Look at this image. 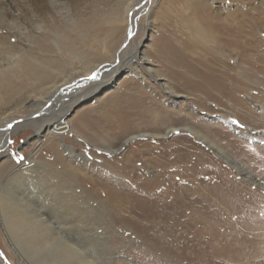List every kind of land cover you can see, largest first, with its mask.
<instances>
[{
    "label": "rangeland",
    "instance_id": "374dc122",
    "mask_svg": "<svg viewBox=\"0 0 264 264\" xmlns=\"http://www.w3.org/2000/svg\"><path fill=\"white\" fill-rule=\"evenodd\" d=\"M208 13L219 24L225 18L238 20L246 15L253 27L247 40L251 46L249 56L237 57L211 37ZM76 55L80 61L74 58ZM34 58L44 68L51 64L46 69L59 78L80 71L83 62L89 61L87 65L92 68L103 62L107 83L99 94L92 95L97 85L90 82L52 107L53 90L47 92V84L42 87L36 77L21 67ZM114 59L116 66L122 60L115 81L109 76L112 66L106 65ZM224 65L234 71L222 73L221 77L218 68ZM216 68L218 72H213ZM84 74L87 73L80 75ZM217 78L221 80L219 86L212 82ZM161 83L176 91V100ZM87 94L89 97L84 98ZM141 102L146 108L139 109V113L136 105ZM69 106L73 109L67 112ZM38 108L44 109V115L37 112L30 120L68 121L71 129L61 137L74 153L57 139L60 157L56 156L50 144L37 137V127L24 125L30 121L25 117ZM10 114L19 118L4 125L10 137L7 146L0 150V165L5 164L0 180L19 168L44 185L53 180L60 185L77 181L75 194L77 199L84 198L85 203L77 213L86 215H81L80 220L90 221L87 225L82 223L85 229H67L63 222L58 223L63 215L58 216V205L56 209L50 208L51 203L45 200L39 206L44 217L55 218L51 229L71 244L81 246L84 255L95 262L264 264V246L259 251L249 245L232 252L223 249L216 261L208 256L217 250L218 243L208 238L211 246L205 252L207 256L201 257L203 252L201 256L193 253L200 245L194 240L198 227H191V217L189 224L183 220L188 211L199 209L210 218L222 213L219 215L223 218L213 216L212 220L237 224L242 229L244 221L264 220V189L243 178L188 129L170 131L193 125L264 178V0H0V124ZM241 122L255 131L244 130ZM146 132L161 137L140 136L124 145L127 138ZM126 159L132 161L125 163L128 168L122 165ZM46 168L49 176L44 178L37 170ZM56 174L62 179L53 176ZM152 179H156L152 185L155 189L152 193L143 192L145 197H153L157 190L158 195L167 187V204L176 196L185 199L178 201L176 207H182L177 210L167 207L166 227L151 226L145 223L147 218L131 216L123 211L121 202L112 201L103 189L107 186L124 195L141 197L145 188L141 181ZM147 204L144 202V206ZM155 207L159 206H153L156 210ZM195 213L199 214L194 212L192 217H196ZM200 219L196 221L199 226L204 222ZM245 231L251 233L252 229ZM6 242L0 229V264H24ZM261 244L264 245V239ZM229 252L233 257L226 261ZM243 253L250 258L240 261ZM255 253L260 255L254 256Z\"/></svg>",
    "mask_w": 264,
    "mask_h": 264
},
{
    "label": "bare ground",
    "instance_id": "6f19581e",
    "mask_svg": "<svg viewBox=\"0 0 264 264\" xmlns=\"http://www.w3.org/2000/svg\"><path fill=\"white\" fill-rule=\"evenodd\" d=\"M209 10H208V12H209ZM210 14L209 13L207 14L210 18L207 16L206 19L209 20L207 22L209 23V25L211 27V29H210L211 37L216 39L217 41H219L220 42L219 44L222 47H225L230 53H232V54L235 53L237 55V57L240 56V57L244 58V56H247V55L249 56V52H250L249 49L251 46L247 43V40H249L251 37V34H252L251 28H253V27H252V24H250L249 21L246 20L247 19L246 15H244L243 18L238 19V20H236L235 18L227 20L225 18L226 20L224 19L223 20L224 22H222V24H219L218 19L212 18L213 16L212 15L210 16ZM243 14H246L245 11ZM108 49H112L111 46H109ZM117 49H118V47H117ZM138 52H139V48L137 47L135 53L138 54ZM119 57L121 59L122 55ZM74 58L79 59V61H80V56L76 55ZM115 61H116V59H114V61H113L114 63L113 62H106V63H109V64H106L107 67H108V65L112 66L111 72L109 73V76H110V79H112L114 81L116 80L117 76L119 75V70H120V67L122 66V60H119V64L117 66L115 64ZM38 63H40V62H38V59L34 58V59H31V61H29V63H25V64H27L26 66L21 65V67L23 68V70L25 72H27V70H28L32 76L36 77V79L38 80L37 82H40L41 86L47 84L48 86L45 88L47 92H50L51 90H53V92L50 94L51 95L50 96L51 97L50 98L51 106L53 105L52 107L56 106V102L58 100H61L64 98L69 99L70 97L74 96L79 88H83L84 86L86 87V85L90 82H92V83L94 82L97 85L94 88V90L91 92L92 95L99 94V92L102 91V87L105 85V83H107L105 76H104L106 74L107 70H106V66L104 65L103 62H102L103 65L99 64L96 66V68H92V67L88 66L87 64H89V61L83 62L84 65L80 68L81 69L80 71L75 70V72L73 71L74 74H72L69 77H63V78H59L57 75L53 76L54 73L51 70L46 69V67L47 66L50 67L51 64L47 65V62L46 63L44 62V64L47 65L44 68L43 66H40L41 64L38 65ZM222 67L223 68H218L220 70L219 72L221 74H219V75H221V77L224 76L222 73L228 74V72L234 71V68L231 66L224 65ZM149 69L151 70V68H149ZM76 71H78V72H76ZM212 71L218 72L217 68L213 69ZM84 72H86L87 74H84L83 76H81L80 74H83ZM93 76H95L96 78L92 79L91 77H93ZM98 77H101V81H98ZM70 80H71V82H67ZM212 82H213V85L219 86L218 83H220L221 80H219V78H217V80H214ZM161 85L164 86L165 88H168L169 93L173 97V100H176L175 98L178 95L176 93V91L171 86H169L167 83H161ZM65 93H66V95H65ZM91 93L89 95H91ZM48 95H47V97H48ZM86 96L89 97L88 94L83 96V97L86 98ZM53 98H54V100H53ZM136 108L138 109L137 111H139V109H140V111H143L146 108V104H142V102H141V103L136 105ZM72 109H73V106H69L67 109V112H70V110H72ZM147 109L151 110V108H147ZM150 110H149V113L152 111V110L151 111ZM140 111H139V113H140ZM37 112H39V113L41 112V115H44V109L38 108L36 111L32 112V114H29V116H27L25 118L27 120H30L32 115L37 113ZM126 112H125V114H126ZM146 113H148V112H146ZM123 116H125V115H123ZM130 116H131V114H130ZM18 118L19 117H14L12 114L3 117V119H2L3 123L0 124V150L7 146V143L9 141V137H10L9 129H7L4 125L6 123L15 122ZM127 120H130V119L127 118ZM244 124L245 123L241 122V126H243L245 128V129L243 128L244 130L255 131L253 128H251L247 125H244ZM24 125L25 126L33 125V127H37V130H36L37 137L41 138V140L45 139L46 143L50 144L49 147H51V149L54 150V152L56 153V156L60 157V155H59L60 151H59V146H58L59 142L57 143V139H59L61 142L64 143V147H66V149L68 148L67 147L68 145H66L65 142L62 140L63 137H61V135L63 133L67 132L68 129H71L68 121L67 122H58L57 121L56 123H52L51 121H43L42 119H35V120H30L29 122L25 123ZM229 125L234 130H236L237 132L242 134L241 133L242 131H240L238 126H236L235 124H232L230 122H229ZM238 125H240V124H238ZM19 126H17L16 129ZM176 129H188L189 131H191L192 134H195L197 136V138H199L200 140L205 142V144L209 148L215 150L218 155L223 157L235 170H237L243 176V178H245L246 180H248V181L252 182L253 184L260 186L264 189V178L263 177L255 174L253 172L254 170L252 171L251 168L245 164V162L243 163L240 159L234 157L233 156L234 154L231 155L225 147H223L217 141L210 138L204 131H201V130L195 128V126H193V125L183 126L180 128H172V129H170V131L176 130ZM13 130H15V129H13ZM242 135H244V134H242ZM140 136H150V137H155V138L161 137L160 134L151 133V132H146L144 134H136V135H133V136L127 138L124 145L129 143V141L135 139L136 137H140ZM39 143H42V141H39ZM69 150L72 153L75 152L73 150V148L69 149ZM118 150L119 149H117L116 151H118ZM192 151H193V149H192ZM195 155H197V154H195ZM36 157H37V155H36ZM38 157H39V155H38ZM125 163L126 164H130V163L132 164V161L130 159L129 160L126 159L124 164H122L124 167L127 166ZM145 164H148V163H145ZM13 165H15V164H13ZM8 168L10 169V167H8ZM127 168H128V166H127ZM4 169H5V164L3 163L2 165H0V174L4 171ZM44 170L46 171L47 168L46 169H38L37 172L39 174L43 173V175H41L43 177L49 176V174L46 173ZM38 173H36V174H38ZM77 173H78V171H77ZM162 175H163V177H165L164 176L165 173ZM41 176H38L39 179L40 178L42 179ZM53 176L56 177L57 179L60 178V176L57 174L53 175ZM7 177H8L7 179L0 180V223H1L0 229H2L3 235L5 236L8 244L15 250V252L21 258V260L24 264H31V261H36L38 264H112V263H107V262L105 263L103 261L95 262L92 258L85 256L84 255L85 252L83 253L80 249L81 246L78 247V246H75L76 244L75 245L71 244L70 241L61 238L58 235L59 233H56V231L51 229L52 228V222L55 221V218L53 217V215H48V216L44 217L43 216L44 213L42 214V208L40 207L41 205L39 206V204L45 200H48L52 206L50 208L54 209L55 206L58 205L57 209L55 208L58 212V216L60 213H61V215L63 214L61 219L57 220L58 223L63 222L67 226V229H72V227L79 228V226L84 228L82 223H86V225H87V222L89 223L90 221L86 220V222H84L82 220V218H81V220H82L81 221L80 216L82 215V217H83L86 215H84L83 213L82 214L77 213V210L80 209L81 207H83L85 204L83 201L84 198L82 200L81 199L82 197L79 195L80 197L78 196L79 198L77 199V196H76L77 194H75L76 188L78 185L77 181L73 180V182L71 183L72 185H69L67 183L60 185L58 182L53 180V183L51 182L52 184L44 185L43 183L42 184L39 183L40 181L42 182V180L37 179L38 181H35L33 179L34 176H32L30 172L25 171L23 169L20 170L19 168L16 169V171L13 170L11 172L10 176L8 175ZM27 179L31 181L32 185H28ZM61 179H59V180H61ZM155 181H156V179L141 181V184H140L141 187H142V185L145 186V188L143 187L144 189L141 190V192H140V194H143V195H141V197H138L139 195L138 196H136V195L134 196L131 194L128 195V193L126 195L121 194L120 192H118L114 188H109V187L105 186L106 184H104L105 188L103 187V189L109 195V197L112 198V201L121 202L123 211L129 212L131 214V216L137 217V218L145 217V218H147V219H144L145 223H147L151 226L154 225L155 227H160V226L164 225L162 227H166L167 226V207H171L173 209L176 208V210H177V209H179V207H182V204H180L179 207H176L177 206L176 204L178 203V201L181 200L182 202H184L185 199L183 196H180L179 198H177L178 196H176L175 199L173 197L172 200H168V201H170L168 203H171V204H167V187H165L164 191H163V189L161 192L159 191L158 195H157V193H158L157 192L158 190H157L156 193L154 192L153 197H151V196L145 197L144 193L145 194H147L148 192L152 193L151 191H153L155 189L154 188L155 186L152 187V185H153V183H155ZM8 184H10V185L14 184V187L9 188ZM100 185H101V183H100ZM45 187H47V188H45ZM137 194H139V193H137ZM88 198H90V197L88 196ZM135 199H137V200H135ZM144 202H147L149 205L147 204V206H144ZM86 204H87V201H86ZM189 204H190V202H189ZM191 204H194V203H191ZM155 205L159 206L157 208L155 207L156 210L153 209V206H155ZM114 206L116 207V204ZM88 207H89V205H88ZM89 211H91V210H89ZM194 212H197L199 214L195 213L196 217H192V216H194ZM52 213H54V212H52ZM201 213L202 212L199 211V209L193 208L192 211L187 212L186 215L188 217H184L185 219H183L186 222V224L187 223L189 224V222H190L189 218L190 217L193 218V221H191V224H193V226H191V225L190 226L191 227H194V226L198 227L197 231H195L198 234V237L194 238V240L197 242L195 244H200V245H199V249H197L196 247H195L196 249L194 248L196 250L195 252H193L195 255L198 254V256H199L203 252V255L201 254L202 256L201 255L200 256L201 257L207 256V254H205V252L208 251L207 249H210L208 246L211 243L208 238H212L211 241L215 240L216 243H218V244H215V246L218 245V247H215L217 250L214 252L211 251L212 256H208V257H212L216 261H218V259H219L218 257L222 255L221 250H223V249H224V251L230 250L232 252L234 248L236 249L240 246H243V247L252 246L255 248V250L259 251L264 246L261 244V240L264 239V220L262 222H254V221L253 222H250V221L245 222L244 221V224H243L244 228L240 229V228H238L237 224H235V225L233 223L224 224L220 220L219 221H213L212 220L213 216H216L217 218H219V217L223 218V217H221V215H219L222 213L214 214V215H212L211 218L208 215L201 214ZM89 214H91V213H89ZM99 217L97 219H99ZM197 217L201 218L200 220L204 221V222H202L201 226H199L198 223L196 222L198 219ZM149 218H152L153 220L151 221ZM217 218H215V219L217 220ZM102 220H103V218H102ZM79 221L81 222L80 224H78ZM100 221H101V219H100ZM221 222H222V224L220 225ZM97 223H100V222H97ZM222 226H225L224 229H221V228H223ZM245 226L247 228L252 229L251 233H249L248 231H245L247 229ZM86 230H87V228H86ZM64 231H66V228ZM207 233H208V235L205 236ZM247 234H250V236H248ZM82 235L83 234H81V236ZM191 242L194 243L193 239H191ZM259 244H261V245H259ZM195 246H198V245H195ZM86 250H87V248H86ZM99 252H98V254H99ZM90 254H92V252ZM218 254H220V255H218ZM247 255H248V253H246V254L243 253L242 255H240V258H241L240 261L242 259L245 260L247 258H250L249 257L250 255H248V256ZM259 255H260V253L254 254V256H259ZM226 256H227L226 261H228V260L232 259L233 254L229 252V254H227Z\"/></svg>",
    "mask_w": 264,
    "mask_h": 264
},
{
    "label": "snow or ice",
    "instance_id": "6c2138e0",
    "mask_svg": "<svg viewBox=\"0 0 264 264\" xmlns=\"http://www.w3.org/2000/svg\"><path fill=\"white\" fill-rule=\"evenodd\" d=\"M92 79H95L96 77L95 76H93V77H91Z\"/></svg>",
    "mask_w": 264,
    "mask_h": 264
}]
</instances>
